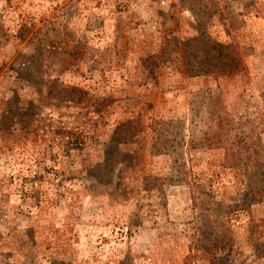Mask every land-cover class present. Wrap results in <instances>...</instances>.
<instances>
[{
    "label": "rangeland",
    "instance_id": "1",
    "mask_svg": "<svg viewBox=\"0 0 264 264\" xmlns=\"http://www.w3.org/2000/svg\"><path fill=\"white\" fill-rule=\"evenodd\" d=\"M263 187L264 0H0V264H264Z\"/></svg>",
    "mask_w": 264,
    "mask_h": 264
},
{
    "label": "trees",
    "instance_id": "2",
    "mask_svg": "<svg viewBox=\"0 0 264 264\" xmlns=\"http://www.w3.org/2000/svg\"><path fill=\"white\" fill-rule=\"evenodd\" d=\"M32 26L33 25H30L28 26L26 23H22L20 24L19 28H18V33H17V37L20 38L21 40H24L28 37V35L30 33H32ZM261 191V194H264V187L260 190ZM259 244H257L258 246ZM258 254L264 258V245L262 248L259 249V252Z\"/></svg>",
    "mask_w": 264,
    "mask_h": 264
}]
</instances>
